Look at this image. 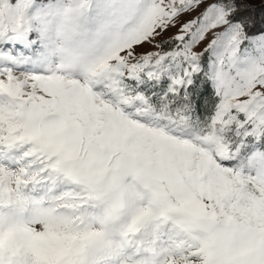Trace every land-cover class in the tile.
I'll list each match as a JSON object with an SVG mask.
<instances>
[{"label": "snow or ice", "instance_id": "1", "mask_svg": "<svg viewBox=\"0 0 264 264\" xmlns=\"http://www.w3.org/2000/svg\"><path fill=\"white\" fill-rule=\"evenodd\" d=\"M0 264H264V0H0Z\"/></svg>", "mask_w": 264, "mask_h": 264}]
</instances>
